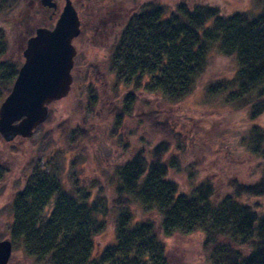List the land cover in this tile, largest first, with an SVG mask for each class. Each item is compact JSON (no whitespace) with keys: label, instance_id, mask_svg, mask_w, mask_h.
<instances>
[{"label":"trees","instance_id":"1","mask_svg":"<svg viewBox=\"0 0 264 264\" xmlns=\"http://www.w3.org/2000/svg\"><path fill=\"white\" fill-rule=\"evenodd\" d=\"M259 1L260 7L230 15L198 1L177 0L170 7L145 2L116 44L113 70L126 84L179 102L197 86L216 48L234 59L236 68L231 79L216 81L207 91L248 105L253 118L264 110V0ZM5 48L0 36V102L21 64L3 62ZM255 137L252 150L258 153L264 133ZM260 149L264 157V145ZM167 151L168 145L159 143L146 161L138 156L125 165L113 177L112 205L101 208L86 188L71 192L55 173L33 172L11 201V243H20L34 264H171L163 239L198 230L207 264H264V206L238 199L240 193L264 194V176L239 186L235 195H214L207 180L190 182L181 192L167 176L179 168L176 159L164 157ZM107 218L115 226V241L94 251L93 239Z\"/></svg>","mask_w":264,"mask_h":264},{"label":"rangeland","instance_id":"2","mask_svg":"<svg viewBox=\"0 0 264 264\" xmlns=\"http://www.w3.org/2000/svg\"><path fill=\"white\" fill-rule=\"evenodd\" d=\"M5 1L0 36L7 53L2 61L22 64L27 39L38 27H53L64 0H54V9L43 7L40 0ZM173 1L177 0H73L81 26L72 42L75 57L67 95L49 103L47 118L30 137L8 143L0 138V240L10 238L11 201L33 172L55 173L71 192L86 188L99 208L114 201L113 177L135 157L146 161L159 143L168 145L164 154L168 161H178V170L170 169L167 175L178 191L207 180L214 195H235L239 186L263 178L264 142L258 143V153L252 147L255 136L264 133V110L251 118L248 105L207 91L214 82L233 77L234 59L213 49L197 86L179 102H167L160 93L136 88L116 76L112 56L123 21L145 2L170 7ZM189 1L214 5L222 15L260 7L259 0ZM246 196L240 193L238 199L263 208L264 194ZM105 224L93 239L94 251L115 241L114 224L108 218ZM202 237L197 230L163 239L171 264H207ZM8 264L34 263L18 243L12 244Z\"/></svg>","mask_w":264,"mask_h":264},{"label":"water","instance_id":"3","mask_svg":"<svg viewBox=\"0 0 264 264\" xmlns=\"http://www.w3.org/2000/svg\"><path fill=\"white\" fill-rule=\"evenodd\" d=\"M40 4L56 7L54 0H40ZM78 34L72 0H64L53 27H38L27 39L23 62L0 102V138L4 142L30 137L47 118L49 103L67 95L75 55L72 40ZM11 251V240H0V264H8Z\"/></svg>","mask_w":264,"mask_h":264},{"label":"flooded vegetation","instance_id":"4","mask_svg":"<svg viewBox=\"0 0 264 264\" xmlns=\"http://www.w3.org/2000/svg\"><path fill=\"white\" fill-rule=\"evenodd\" d=\"M72 5H73V0H72ZM44 7V6H43ZM74 7V6H73ZM48 8V7H47ZM47 8L45 9V10H47ZM56 8V7H55ZM48 9H53V8H48ZM75 9V8H74ZM75 11H76V13H77V10L75 9ZM45 17V16H44ZM77 17H78V20H79V33H80V26H81V17H79V15H78V13H77ZM130 18H131V15H130V17L128 18V19H125L124 21H123V24H124V26H123V31L120 33V35H119V37L122 35V34H124V31L126 30L125 28H126V25H128L129 24V22H130ZM48 28V27H47ZM37 29V28H36ZM35 29V30H36ZM101 33H103V32H101ZM79 35V34H78ZM78 35L76 36V37H78ZM75 37V38H76ZM74 38V39H75ZM73 39V40H74ZM73 40H72V42H73ZM116 45V44H115ZM114 48L116 49L117 47L116 46H114ZM114 49V50H115ZM113 53H114V51H113ZM75 57V56H74ZM73 67V66H72ZM72 69V68H71Z\"/></svg>","mask_w":264,"mask_h":264}]
</instances>
